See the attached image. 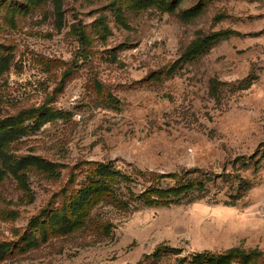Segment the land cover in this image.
Here are the masks:
<instances>
[{"label": "rangeland", "instance_id": "obj_1", "mask_svg": "<svg viewBox=\"0 0 264 264\" xmlns=\"http://www.w3.org/2000/svg\"><path fill=\"white\" fill-rule=\"evenodd\" d=\"M63 8L62 28L50 4L16 28L0 10V45L13 55L0 76V117L44 103L69 113L25 120L33 130L10 146L14 157L45 158L58 172L30 165L0 178V243H8L0 264H182L234 247L261 251L264 264V0H64ZM74 23L89 29L92 54L64 85L55 63H84ZM215 32L223 35L205 52L183 58L197 36ZM89 77L112 104L89 91ZM90 161L127 173L200 167L221 176L169 206L99 205L96 225L60 231L51 214ZM159 248L175 253L157 259Z\"/></svg>", "mask_w": 264, "mask_h": 264}, {"label": "trees", "instance_id": "obj_2", "mask_svg": "<svg viewBox=\"0 0 264 264\" xmlns=\"http://www.w3.org/2000/svg\"><path fill=\"white\" fill-rule=\"evenodd\" d=\"M136 6L145 7L153 5L157 0H131ZM51 5L56 15V26L62 28L64 24V0H0V10L3 11L1 19L11 27H18L21 18L27 17L34 10H46L47 5ZM191 16L199 12L198 9L189 11ZM47 18L46 14L44 15ZM74 34L83 44L81 59L82 65L70 62H57L64 68L62 75L63 84L73 79L80 73L82 68L86 67V62L92 54L89 47L92 44L91 33L87 27L74 23L71 26ZM103 30H108L107 26L101 27V36ZM223 35V32L212 34H200L187 47L183 58L190 59L205 52L207 48ZM0 45V76L9 68L11 64L10 52H3ZM89 91L95 93L98 98H104L108 104L114 102L113 95L104 89L101 82L89 77ZM67 111L50 107L47 103L41 106H31L26 110L19 111L16 114L0 117V178L10 171L18 174V171L34 165L41 173L54 176L58 170L55 163L45 158L30 155L22 158L14 157L10 152V146L21 137L28 134L33 127L26 126L24 121L33 118L40 122H53L57 119L68 118ZM264 157V155H263ZM79 172L82 179L78 184L77 190L68 192L67 188L62 190V198L57 203L58 208L51 214V220L54 226L60 231L73 233L82 229L95 218L98 217L96 208L99 205H110L120 210H129L132 201H141L146 206L163 207L179 202L184 197L193 193H202L208 190V184L220 174L212 173L211 170L200 167L182 168L173 173H155L149 170H135L134 173H127L119 169L113 161L100 162L90 161L80 166ZM75 175V173H70ZM70 177V176H69ZM139 178L144 180V189L137 191L134 189L139 183ZM74 181V180H73ZM70 182V181H69ZM123 187L126 190H123ZM66 211L67 215H63ZM96 225V222H95ZM30 242H35L33 235L29 236ZM8 243H0V260L7 254ZM174 249H157L154 256L160 259L164 256H170L175 253ZM263 253L257 249L245 250L240 247H234L224 253L201 252L190 257L178 258L182 264H231L240 262L241 264H257L262 259Z\"/></svg>", "mask_w": 264, "mask_h": 264}]
</instances>
